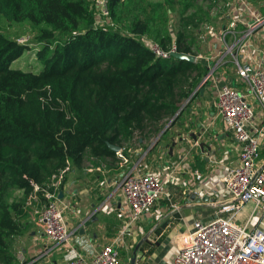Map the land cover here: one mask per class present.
<instances>
[{"label":"trees","instance_id":"1","mask_svg":"<svg viewBox=\"0 0 264 264\" xmlns=\"http://www.w3.org/2000/svg\"><path fill=\"white\" fill-rule=\"evenodd\" d=\"M96 1L0 0V264H23L14 244L31 226L34 184L55 190L68 168L62 191L73 169L128 159L140 138L165 135L166 124L179 119L201 97L200 87L211 83L204 82L209 64L198 58L200 37L187 21L211 23L219 0L156 1L149 3L155 15L148 19L123 18L126 0H108L115 22L102 26L94 24ZM177 5L185 23L181 30L167 24ZM157 17L162 27L154 23ZM19 23L33 30L31 41L9 31ZM150 43L164 52L175 46L197 60L163 57ZM33 47L40 69L12 66Z\"/></svg>","mask_w":264,"mask_h":264},{"label":"crops","instance_id":"2","mask_svg":"<svg viewBox=\"0 0 264 264\" xmlns=\"http://www.w3.org/2000/svg\"><path fill=\"white\" fill-rule=\"evenodd\" d=\"M217 54L218 51L208 59L203 58L210 66L208 75L216 83L221 80V83L229 82L242 89L236 64L224 66L222 59L214 61ZM200 88L201 97L193 101L179 119L166 124L172 127L177 123V127L165 139H159L160 136L155 138L157 141L140 138L136 148L129 150L128 159L114 164L106 160L98 166L86 163L83 169L68 173V181L59 192L62 193L61 199L68 204L66 218L72 232L69 240L52 241L37 224L29 238L16 237L15 243L22 248H19V260L23 264H70L76 250L87 252L91 247L99 250L120 238V256L125 264H132L135 248L144 238L135 264H173L179 233L191 227L198 216L207 218L213 214L210 209V213L204 214L209 205L200 202L208 199H200V193L213 188L215 178L225 172L226 166L238 161L232 135L217 115L218 87ZM257 113L260 124L259 108ZM260 142V163L264 165V131ZM145 145L148 146L145 148ZM126 161L131 162L130 168H127ZM134 168L138 173L157 172L167 179L169 190L167 197L160 198L132 223L121 183L125 174ZM195 170L203 174L202 180L196 179ZM247 206L251 208V205ZM260 225L264 228V214L260 215Z\"/></svg>","mask_w":264,"mask_h":264},{"label":"built area","instance_id":"3","mask_svg":"<svg viewBox=\"0 0 264 264\" xmlns=\"http://www.w3.org/2000/svg\"><path fill=\"white\" fill-rule=\"evenodd\" d=\"M107 1H96V7L103 15L109 14ZM244 13L251 14L255 24L246 25L240 35L234 34V44L227 50L236 55V70L243 88L227 83L219 85L216 103L217 115L236 145L238 161L226 166L225 172L215 178L213 188L200 193V199L208 197L200 204L213 207V214L207 218L198 216L191 227L179 233L173 264H264V228L260 225V215L264 214V165L260 163V137L264 125L257 122V108L264 116V44H256L253 38L259 36L254 29L256 26L264 28V19L256 9L248 6L247 0H241L239 8L241 18ZM206 27L208 33L213 32L209 25ZM150 46L163 57L176 52L175 46L169 52L160 50L153 43ZM210 78L208 75L204 82ZM135 170H129L121 183L132 223L160 198L167 197L169 190L167 179L157 172L138 173ZM63 174L54 182L55 190L41 189L34 184V192L28 201L40 199V209H35L36 223L50 240L56 242L68 241L72 234L66 218L68 204L59 197L58 187ZM194 175L197 180L203 179L199 170H195ZM247 205H251L250 213L238 222L237 216ZM119 245L120 238H117L99 250L94 247L87 252L76 250L70 264H125Z\"/></svg>","mask_w":264,"mask_h":264},{"label":"rangeland","instance_id":"4","mask_svg":"<svg viewBox=\"0 0 264 264\" xmlns=\"http://www.w3.org/2000/svg\"><path fill=\"white\" fill-rule=\"evenodd\" d=\"M156 1H161V0H126L128 7H124L123 9V18H125L129 14L138 15L145 19L150 18L151 16H153V14L155 15V10L152 6H149V3H155ZM247 4L251 9H256L264 19V0H247ZM240 7H241V0H219V3L214 5L213 7L215 9L212 10L211 23L204 21L199 24H194L193 21H187L190 23V27L191 28L193 27L195 29L196 31L195 35L200 37L198 38V42H200L201 51L198 55V58L208 59L218 51V54L215 56L214 61L216 60L218 61L219 59H222V61L225 62V64H223L224 66L229 65L228 63L235 64L236 55L233 56L231 52L227 51L228 47L231 44H234L233 35L237 32V30H243L246 25L255 24L253 21L254 18L249 13H244L243 17L241 18V16L239 15ZM161 13H162L161 16L165 18L166 15L163 11L159 12L158 14ZM155 20L156 21H154V23L160 25L161 27L162 25H164V23H162L161 21L163 20L162 18L157 17L155 18ZM182 20L183 17L181 14L180 6L177 5L176 9H174V11L171 13L170 20L167 21L168 27H172L174 30L177 29L181 30L185 27L184 26L185 23L183 24L181 23ZM249 21H252V23H250ZM114 22L115 21L112 20L109 14L108 15L101 14L96 7V15L94 20V24L96 26L112 25ZM206 25H209L213 32L208 33V28L206 27ZM240 25H243V27H241ZM254 29L256 30V32H258L259 35L253 37L254 42L262 46L264 44V28L263 26L258 25ZM9 31L14 35L20 34L21 35L19 38L20 41L22 40L31 41L34 34L33 30L30 28V26L27 23L15 24L12 27H10ZM12 66L16 68L20 67L24 70L40 69L41 64H39V61L37 60V47H33L32 49L26 51L15 63L12 64ZM228 67L230 68L231 66ZM223 83L230 84L229 82H225V81H222L221 83L220 80L219 83L217 84L209 83L207 84L206 87H218ZM250 101L255 102V100H253L252 98H250ZM180 111L181 109H179L178 112ZM263 117L264 116L261 114L260 125H264ZM176 124H174L171 127V129L167 131L165 136L161 134L159 139L160 138L165 139L168 136V134H170L173 131H176L175 130V128L177 127ZM170 126L171 124H169L168 126L166 125L165 129L167 130L168 128H170ZM37 198H41V196H38ZM39 201L33 200L31 203H29V217L31 220V226L27 227V230L22 234V236H24L22 239L29 238L32 231L35 230L38 226L36 223V218L38 215L35 213V209L36 208L40 209ZM207 208L208 209L205 210L204 214L210 213V210L212 212L214 211L213 208H210V205L207 206ZM250 211L251 208L248 206L245 209H243L237 216V221L241 222L242 218H245L250 213ZM14 245L16 247L17 253L19 254V250L22 249L21 246L18 247V244L16 243ZM21 245H23V243Z\"/></svg>","mask_w":264,"mask_h":264},{"label":"water","instance_id":"5","mask_svg":"<svg viewBox=\"0 0 264 264\" xmlns=\"http://www.w3.org/2000/svg\"><path fill=\"white\" fill-rule=\"evenodd\" d=\"M172 55L173 56H175V57H178V58H182V59H187V60H189V61H192V62H194V61H196L197 60V57L195 56V55H192V54H186V53H180V52H174V53H172ZM203 90V89H202ZM192 95H193V93H192ZM192 95L190 96V98L192 97ZM189 98V99H190ZM178 114V113H177ZM176 114V115H177ZM109 146H110V148L111 149H113V150H115V151H120V146H118V145H113V144H109ZM59 197L61 198L62 197V193L60 192V194H59ZM204 199H208V197H205ZM146 237V236H145ZM143 240H144V238H143ZM143 240H141L138 244H137V246H136V248H135V251H134V256H133V258H132V260H131V262H132V264H135V261H136V254H137V251H138V248H139V245H140V243L143 241Z\"/></svg>","mask_w":264,"mask_h":264}]
</instances>
